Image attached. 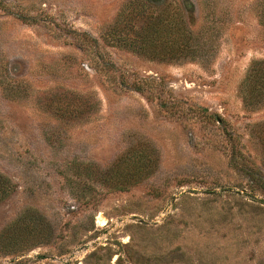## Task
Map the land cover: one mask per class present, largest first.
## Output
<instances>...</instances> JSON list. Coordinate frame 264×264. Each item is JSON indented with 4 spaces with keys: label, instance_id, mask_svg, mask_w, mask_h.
Instances as JSON below:
<instances>
[{
    "label": "rangeland",
    "instance_id": "rangeland-1",
    "mask_svg": "<svg viewBox=\"0 0 264 264\" xmlns=\"http://www.w3.org/2000/svg\"><path fill=\"white\" fill-rule=\"evenodd\" d=\"M132 1L0 0V264H264V0H145L191 12L171 60Z\"/></svg>",
    "mask_w": 264,
    "mask_h": 264
},
{
    "label": "trees",
    "instance_id": "trees-1",
    "mask_svg": "<svg viewBox=\"0 0 264 264\" xmlns=\"http://www.w3.org/2000/svg\"><path fill=\"white\" fill-rule=\"evenodd\" d=\"M148 1L137 0L129 3L127 20L118 26V30L125 33L124 44L137 52L170 60L193 55L192 46L197 36L189 26L191 12L173 3H168L157 12ZM138 18L142 23L138 29H134L133 22ZM246 79L244 101L247 104L259 102L264 97V60L252 62ZM132 177L124 173L118 179V174H114V177L108 178V182L118 186V183L125 184ZM2 188L0 183V198L5 195Z\"/></svg>",
    "mask_w": 264,
    "mask_h": 264
}]
</instances>
